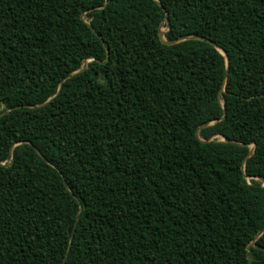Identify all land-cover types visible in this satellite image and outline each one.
Instances as JSON below:
<instances>
[{
  "label": "trees",
  "instance_id": "trees-1",
  "mask_svg": "<svg viewBox=\"0 0 264 264\" xmlns=\"http://www.w3.org/2000/svg\"><path fill=\"white\" fill-rule=\"evenodd\" d=\"M16 106L0 264H264V0H0Z\"/></svg>",
  "mask_w": 264,
  "mask_h": 264
},
{
  "label": "water",
  "instance_id": "water-1",
  "mask_svg": "<svg viewBox=\"0 0 264 264\" xmlns=\"http://www.w3.org/2000/svg\"><path fill=\"white\" fill-rule=\"evenodd\" d=\"M166 22V24L168 25V19H167V13H165V16H164V20L160 23V26H159V29H158V39L159 41L162 43V44H165V45H173L175 43H178L179 41H183V40H186V39H194V40H199V41H203V42H206V43H209L210 45H212L213 47H215L214 43H212L210 40H208L207 38L205 37H201V36H197V35H185V36H182L181 38L179 39H176V40H172V41H166L164 39V30H162V25L163 23ZM218 50V52L224 57L225 59V65L228 66V57L226 56V54L224 53V51H222L221 49L219 48H216ZM91 60V59H90ZM86 64L84 63L82 65V67L80 68V70L68 75L66 78L72 76L73 74L75 73H78V72H81L84 68H85ZM227 77V71H225L224 73V77H223V81H222V84H221V87L218 91V94H221L223 92V86H224V82H225V79ZM65 78V79H66ZM61 84H62V81L59 83L58 85V89H57V92H59L60 88H61ZM21 106H16V107H13L11 109H7L5 111H3L1 114H0V117H2L3 115H5L7 112L13 110V109H17V108H20ZM29 107V106H27ZM225 117V113L223 111V115L222 117L219 119V120H222L224 119ZM214 122H209V123H205V124H202L200 125L196 130H195V136L198 138V131L203 128V127H206V126H209L211 124H213ZM219 137L222 141L224 142H228V143H234V144H237V145H240V146H250V150L249 152L247 153V155L243 158L242 160V164H241V171H243V166H244V163L245 161L247 160V158L253 153V148H254V144L251 143V144H239V143H236V142H233V141H230L226 138H224L223 136L221 135H214L212 136L211 138H209L208 140H204L203 142H209L211 141L212 139L214 138H217ZM8 158L10 159V152H9V155H8ZM257 179V178H256ZM262 181V186H264V181ZM264 229H262L260 232L257 233V235L252 239V241L250 242L251 245H253L254 241L256 240V238H258L262 233H263ZM262 250H264V248H261ZM62 264V263H61Z\"/></svg>",
  "mask_w": 264,
  "mask_h": 264
},
{
  "label": "rangeland",
  "instance_id": "rangeland-1",
  "mask_svg": "<svg viewBox=\"0 0 264 264\" xmlns=\"http://www.w3.org/2000/svg\"><path fill=\"white\" fill-rule=\"evenodd\" d=\"M162 30H164V31H165V29H162ZM218 139H219V137H218Z\"/></svg>",
  "mask_w": 264,
  "mask_h": 264
}]
</instances>
